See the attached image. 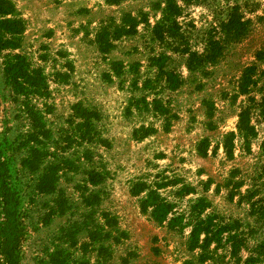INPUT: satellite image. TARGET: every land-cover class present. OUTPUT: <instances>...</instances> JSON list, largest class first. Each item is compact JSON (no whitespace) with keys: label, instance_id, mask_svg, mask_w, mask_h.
Returning <instances> with one entry per match:
<instances>
[{"label":"rangeland","instance_id":"1","mask_svg":"<svg viewBox=\"0 0 264 264\" xmlns=\"http://www.w3.org/2000/svg\"><path fill=\"white\" fill-rule=\"evenodd\" d=\"M8 1L0 264H264V0Z\"/></svg>","mask_w":264,"mask_h":264},{"label":"trees","instance_id":"2","mask_svg":"<svg viewBox=\"0 0 264 264\" xmlns=\"http://www.w3.org/2000/svg\"><path fill=\"white\" fill-rule=\"evenodd\" d=\"M14 11H15V8H14L13 4H12L10 1H8V0H0V14H2V15H7V14H9V13H13ZM5 22H6V23L9 22V20L5 19ZM263 54H264V53L261 52L260 56L263 57ZM245 116H246V115L243 114L242 117H241V122H242L243 124H244V122H245ZM226 148H227V151H228V152H231V147H230V145H229L228 142H227V144H226ZM196 233H197V231L194 230V231H193V235L195 236ZM208 242H209V237H207V239H206V247H208V246H207V245H208ZM261 247H264V244H263ZM251 260H252V259H251ZM254 260L256 261V260H258V259H254ZM247 262H250V259H248Z\"/></svg>","mask_w":264,"mask_h":264}]
</instances>
